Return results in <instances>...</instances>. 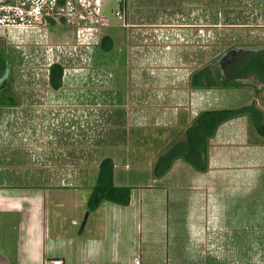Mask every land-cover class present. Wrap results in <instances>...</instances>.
<instances>
[{"label":"rangeland","instance_id":"374dc122","mask_svg":"<svg viewBox=\"0 0 264 264\" xmlns=\"http://www.w3.org/2000/svg\"><path fill=\"white\" fill-rule=\"evenodd\" d=\"M181 1L196 3L195 0H128V11L138 15H157L158 19L164 20L167 16L175 19L174 21L178 20L180 25L191 24L196 28L172 29L166 27L167 23L160 24L157 20L154 22L159 27L136 28L133 31L129 27H122V21L111 13V10L116 11L115 0H106L103 16L109 18L110 27L102 31L101 39L109 37L113 43L111 49L105 50L99 44L89 47L82 53L86 54L87 63H81L79 58L77 61L75 57L65 59L66 63L60 62L66 66L63 69V71L66 69L67 73L65 88L56 104L59 110L51 116L54 120L48 124V127L58 131L62 128L68 134L71 132L75 134L76 126L70 124L73 119H78L77 130L82 131L87 137L78 135L81 139L77 140L76 136L72 135L74 145L76 143L78 145L73 147L80 148L86 145L90 154L87 159L80 156V162H76L83 174H72L75 178L80 176V179L83 177L87 180L83 189H72L71 192L57 189L55 193L50 191L52 197H55L53 204L57 200L63 201V205L56 204V208L52 204L50 230L52 239L59 238L69 243L67 242L69 236L78 241V246L76 245L74 250L77 260H81L79 249L81 238L86 237L91 226L99 227L100 220H104L105 214L109 213L108 216H112L114 226L108 228L109 224H105L106 232L112 240L123 233L124 225L133 222L128 237L129 251L121 254L122 261L137 257L142 264H264V178L260 183L263 185L256 188L250 186L248 189L236 190L226 187L220 192L203 190L204 194H211V197L205 200L201 197V203L198 200V204H195L197 195L202 192L196 191L200 175L195 173L190 165L180 160L181 162L173 164L170 170L158 179L155 178L153 169L159 156L166 154L173 147L183 130L197 118V114L191 118L185 111V116L189 117L187 123H182L176 129L168 128L167 131L146 126L143 122L147 112L150 113L149 110L153 108L157 110L167 109L168 106L172 109L178 108L177 104L181 103V99L179 98V102L176 103L177 99H174L176 92L173 90L171 94L166 93L171 91L168 89L172 87L170 85L173 81H180L184 72L193 74L233 48L264 49L261 48L264 44V20H259L262 7L254 10L252 8L257 6V1L264 7V0H234L237 9L236 13L231 15L230 21L238 25L235 29L224 26L223 21L226 20L223 13L224 3L222 7L220 5L221 11L216 13L221 21L216 28L199 27V29L197 26L206 25L204 19L198 21L202 15L192 13L191 5L188 7L179 5ZM204 1L213 3V0H197V3ZM129 23L127 21V24ZM63 25L58 24L56 29L48 30V33H40L41 36L32 32L33 36H36L33 42H30L31 38L26 36V32L11 34L7 53L11 63L9 87H13L14 99H16L15 88L21 84L36 87L47 84V67H45L47 63L38 60L40 54L46 56L45 45L71 46V48L75 46V32ZM131 31L133 32L130 33ZM173 33L176 37L181 35L180 43L167 41ZM178 45L181 47L179 54L175 49ZM28 55L30 59L32 58L29 63L25 60ZM181 58L185 61L182 73L175 69L176 60ZM172 75L175 77H171ZM84 90L88 92L85 93ZM260 90V95L256 98V107H261L263 110L259 118L264 124V87ZM80 97H83L85 103L90 100L92 102L81 106L77 99ZM119 103H123V107L126 108H123V111L128 115L126 130L136 125L138 127L136 132L139 133L136 135H146L150 139H147L145 146L142 140L139 142L137 146L144 148L139 153L130 147L127 160L116 165L119 173L125 177L123 184L126 183L127 187H131L132 201L130 200L126 207L103 203L102 205L105 206L99 211L91 212L87 229L82 235L79 234V229L88 213L87 202L98 175L100 156L107 151L103 157L105 160L112 158L114 154L112 150H107L109 148L102 149L101 144L95 141H100V132L103 133L104 125L108 128V123L112 124L109 121L112 120L114 111L118 109L112 107L113 104ZM135 112L136 116H143L138 117V123L134 121L135 119H129V113ZM59 119L62 120V124ZM250 124L252 134H256L251 121ZM98 126H101V129ZM98 129L100 131H97ZM131 131L128 136L130 139H135L136 135L132 136ZM257 135L264 138L260 134ZM53 138L50 137V141H53ZM83 139L85 141H82ZM57 151L64 150L58 148ZM73 167L74 170L80 171L75 163ZM141 175L150 180L148 188H137L132 185L131 182L140 181ZM76 199L78 204L74 209L71 204ZM150 199L159 200V203L149 202ZM140 201L143 202L142 219L137 217L140 214L139 206H135ZM73 222L77 224L74 226ZM59 243L64 242L59 241ZM102 249L105 251V248ZM62 251L64 253L65 248H62Z\"/></svg>","mask_w":264,"mask_h":264},{"label":"crops","instance_id":"0c3cea01","mask_svg":"<svg viewBox=\"0 0 264 264\" xmlns=\"http://www.w3.org/2000/svg\"><path fill=\"white\" fill-rule=\"evenodd\" d=\"M125 1L127 6L126 20L128 23L130 21L128 24L130 30L159 27L154 22L157 20L160 24L167 23L166 27L172 29L196 28L191 24L180 25L178 20L174 21L175 19L167 18V16L166 20H164L163 18L158 19L157 15L129 13L128 0ZM195 1L196 3L181 1L178 4L184 7L191 5L192 13L196 12L202 15L198 21L204 19V24L206 25H199L197 26L198 28H216L218 23L221 22L216 13L221 11L222 3L225 5V8L223 6V13H225L226 17V20L223 21L224 26L231 29H235L238 26L233 21H230L231 15L235 14L237 9L234 0H213V3L204 1L200 4L197 3V0ZM257 3V6L252 8L254 10V8L260 9L262 7L259 20H264V7L259 1ZM51 29H56V27ZM10 36L6 34V36L4 35L1 38L6 37L9 40L11 39ZM26 36L31 38L30 42L36 39V36L30 34ZM179 36L182 38L181 35L176 37V34L173 33L167 41L175 44L180 43ZM179 46L175 48L177 49V54L180 53L179 48L181 47ZM261 46V48H264V44ZM176 61L172 60L173 63H176L175 69H178L181 73L184 72L185 61L182 58ZM190 74L192 73L185 74L184 72L180 77V81H173L170 85L172 87L168 89L171 91L166 93L171 94L173 90L176 92V97L174 98L177 99L175 100L176 103L179 102V98L181 99H179L181 103L177 104L178 108L172 109V107L169 108L168 106L167 109L161 108L157 110L153 108L152 110L154 111L149 110L150 113L147 112L146 117H144L145 121H143L146 126L160 128L162 131H167L168 128L176 129L182 123L186 124L189 117L192 118L194 114L198 116L207 111L232 110L246 107L252 103L256 104V98L260 95V93L256 95V91L251 88L242 90H193L189 86ZM171 77H175V75ZM65 78H63L62 86L59 89H54L49 84L39 85L38 87L21 84L15 88L16 99L13 98V87L11 88L12 91L7 92L9 93L8 95L4 92L0 95V264H52L56 261L62 264H134L135 260L142 264L140 258L137 257H133V259L123 258L125 260H121V254H126L129 251L130 238L128 237L130 236L129 233L131 232V227H133V222H128V224L124 225L123 233L112 240L111 236H108V232H106V224H109L108 228H113L114 226L112 216H108L109 213L105 214L104 220H100L99 227L96 225L91 226L86 237H82L79 241L81 260H77L74 255V250L78 246V241L75 238L68 236L67 242L69 243H65L66 240H60L59 238L52 239L50 230L52 223L51 207L55 197H52L53 195H51L50 191L55 193L57 189H65L67 192H71L72 189H83V185L87 180L83 177L80 179V176L75 178L72 174H83L76 162H80V156L83 159H87L90 154L86 145L80 148L73 147L77 143L74 145L72 135L76 136L77 140L81 139L78 135L86 136L82 131L78 132L77 130L78 119H73L72 124H70L76 126L75 134L64 132L61 128L62 125H60L61 131L52 130L48 127V124L54 120L51 116H54V113L59 110L56 104L61 98L59 96L63 94ZM82 92L81 95H83ZM84 92L87 93L88 91L84 90ZM64 93L66 94V91ZM68 99L70 100V98ZM77 99L78 104L81 106L89 105L88 103L92 102L90 100L85 103L83 97ZM52 106H55V108ZM113 106H111L112 109H118L116 112L114 111L113 118L109 121L112 124L108 123V128L104 125L103 133L100 132L101 139L100 141H95V143L101 144L102 149L109 148L107 150H112L114 154L110 159L113 163L115 162L114 185L116 187H127L126 183L123 184L125 177L119 173L116 165L127 160L130 147L136 149L138 153L143 151L144 148L137 145L142 140L145 146L147 139L149 140L150 137L141 136V134V137L137 136L136 134L139 133L136 132L138 128L136 125L132 126V129L126 130L128 115L127 112L125 114L123 111L126 108L123 107V103L113 104ZM259 108L262 112V108ZM185 111L188 112L189 117L185 116ZM129 114V119H135L134 121L138 123V117L141 115L136 116V112ZM58 116L59 113L57 114ZM59 121L61 122L62 120L59 119ZM100 127L98 126V128ZM250 127V119L241 117L222 125L217 130L216 135L211 140L208 151V172L204 174L198 173L200 176L197 180L196 191L202 192L197 195L195 204H198V200L201 203V197L204 200L211 197V194H204L203 190H217V192H220L226 187L239 190L248 189L250 186L256 188L263 185V183H260L261 179L264 178V138L258 136V133L252 134ZM100 129L97 131H100ZM130 131L132 136L136 135L135 139H130V136H128ZM50 137H54L53 141H50ZM82 141H85V139ZM82 141L77 142L80 143ZM56 148H62L64 151L58 152ZM146 152L147 150H145ZM106 153L107 151L100 156L101 162L104 160L103 157H105ZM67 160L68 163L65 164ZM180 160L175 161L174 164L182 161ZM73 163L80 169L79 172L74 170ZM193 171L197 173L195 170ZM139 179V182H131L132 185L137 188L149 187L151 182L146 176L141 175ZM141 201L136 203L135 206H139L140 214L137 217L142 219L141 207L143 202L141 203ZM149 202L156 204L159 203V200L150 199ZM56 204L63 205V201L57 200L53 204L54 208H56ZM77 204L76 199L71 205L75 209ZM103 206L105 204L100 206L97 211ZM148 206L150 205L148 204ZM87 212L86 216L88 215L89 218L92 213L88 210ZM96 221L99 222L98 220ZM88 222L89 219L86 221L82 235L85 234ZM76 224V222H73L74 226ZM124 233H126V238ZM59 241L64 243H59ZM62 248H65L64 253ZM102 248H105V251ZM103 253H105V257L102 256Z\"/></svg>","mask_w":264,"mask_h":264},{"label":"trees","instance_id":"16d2710c","mask_svg":"<svg viewBox=\"0 0 264 264\" xmlns=\"http://www.w3.org/2000/svg\"><path fill=\"white\" fill-rule=\"evenodd\" d=\"M112 40L104 37L101 47L110 50ZM7 61L0 54V70H5ZM9 66V64H8ZM63 68L54 65L50 68L49 85L59 89L63 83ZM193 90H242L251 88L259 95L264 87V49L233 48L208 66L193 73L190 77ZM262 112L255 103L249 106L220 111H207L199 114L193 123L179 135L173 147L160 155L154 166L155 178H162L175 161L181 159L197 173H207L209 168V143L217 130L224 124L241 117H248L254 130L264 136V124L260 122ZM131 189L114 185V163L103 160L99 165L96 182L87 202V210L97 211L103 203L128 206Z\"/></svg>","mask_w":264,"mask_h":264},{"label":"built area","instance_id":"2783aa9c","mask_svg":"<svg viewBox=\"0 0 264 264\" xmlns=\"http://www.w3.org/2000/svg\"><path fill=\"white\" fill-rule=\"evenodd\" d=\"M106 0H0V38L6 34L33 35L32 32L48 33L58 24L71 28L75 32L76 44L73 48L45 45V55H39L38 60L45 63L46 83L49 84L50 68L62 65L65 59L77 58L81 63H87L86 54L89 47L97 46L102 41V31L110 27L109 18L103 16ZM116 11L111 10L120 21L122 27L127 24V6L125 0H115ZM24 30V31H23ZM35 30V31H34ZM29 31V32H28ZM28 32V33H27ZM60 62L62 64H60ZM66 77V69L63 71ZM52 264H62L59 261ZM134 264H140L138 260Z\"/></svg>","mask_w":264,"mask_h":264},{"label":"flooded vegetation","instance_id":"af4514ba","mask_svg":"<svg viewBox=\"0 0 264 264\" xmlns=\"http://www.w3.org/2000/svg\"><path fill=\"white\" fill-rule=\"evenodd\" d=\"M8 39L6 37L0 38V54L5 58L8 64L5 66V70H0V95L4 92L7 93L11 90V87H9V81H10V73H11V63L10 59L7 53V46L9 45ZM32 59V58H31ZM30 56H26L25 60L27 63L31 60ZM30 66V65H29ZM9 93H7L8 95Z\"/></svg>","mask_w":264,"mask_h":264},{"label":"water","instance_id":"95a60500","mask_svg":"<svg viewBox=\"0 0 264 264\" xmlns=\"http://www.w3.org/2000/svg\"><path fill=\"white\" fill-rule=\"evenodd\" d=\"M88 219V215L85 217V219L83 220L82 222V225H81V228H80V234L83 232L84 230V227H85V224H86V221Z\"/></svg>","mask_w":264,"mask_h":264}]
</instances>
